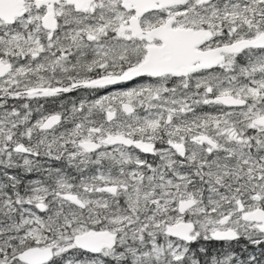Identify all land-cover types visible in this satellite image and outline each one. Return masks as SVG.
Returning a JSON list of instances; mask_svg holds the SVG:
<instances>
[{
    "label": "snow or ice",
    "instance_id": "snow-or-ice-1",
    "mask_svg": "<svg viewBox=\"0 0 264 264\" xmlns=\"http://www.w3.org/2000/svg\"><path fill=\"white\" fill-rule=\"evenodd\" d=\"M0 264H264V0H0Z\"/></svg>",
    "mask_w": 264,
    "mask_h": 264
}]
</instances>
